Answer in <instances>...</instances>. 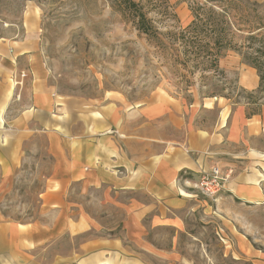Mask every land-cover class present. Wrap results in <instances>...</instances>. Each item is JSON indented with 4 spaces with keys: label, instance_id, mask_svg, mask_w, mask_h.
Here are the masks:
<instances>
[{
    "label": "crops",
    "instance_id": "1",
    "mask_svg": "<svg viewBox=\"0 0 264 264\" xmlns=\"http://www.w3.org/2000/svg\"><path fill=\"white\" fill-rule=\"evenodd\" d=\"M24 20L0 35V198L27 161L41 186L36 219H3L0 212V264L30 263L65 234L85 236L74 249L82 252L73 251L86 256L80 264L129 247L186 264L177 235L195 218L214 226L232 259L264 264V244H254L256 234L264 240V221H257L264 210V104L251 113L222 97L185 103L158 92L131 103L56 94L36 20ZM237 76L242 89H257L254 68ZM214 165L234 173L207 200L198 183ZM103 229L106 236L91 235ZM162 232L171 234L167 245Z\"/></svg>",
    "mask_w": 264,
    "mask_h": 264
},
{
    "label": "rangeland",
    "instance_id": "2",
    "mask_svg": "<svg viewBox=\"0 0 264 264\" xmlns=\"http://www.w3.org/2000/svg\"><path fill=\"white\" fill-rule=\"evenodd\" d=\"M142 1L148 4L144 11L157 36L139 32L133 20L111 0H0V35L12 34L16 30L12 26L23 25L24 18L28 20L26 24L36 20L37 41L48 82L59 95L97 99L123 96L131 103L146 102L158 92L168 93L185 103L222 97L231 104H247L249 112L264 104V79L260 90L251 97L249 91L237 84V75L249 67L238 52L227 50L219 58L218 67L223 71L220 74L212 67L201 69L199 62L205 59L196 58L178 45L185 34L182 28L191 21L190 4L204 0H167L171 6ZM241 1L244 3L238 10H243L247 2L250 16L264 22V0ZM154 4L157 6L153 7ZM30 6L37 10V17L26 14ZM250 100L254 103H248ZM27 162L0 198L3 219L29 222L37 218L41 178L35 174L33 163ZM257 217V221H264V210ZM91 235L106 236L107 231H94ZM178 235L177 248L186 264H243L230 257V251L225 249L212 224L205 226L195 218ZM158 236L167 245L171 234L162 232ZM255 236L260 239L254 244L262 247L264 240L260 235ZM84 238L65 234L56 248L39 254L27 264H52L54 259L56 264L84 263L86 256L73 252H82L74 249ZM125 252L119 257L113 254L94 257L93 262L166 264L164 259L133 247ZM57 253L62 257H55ZM69 254L73 256L71 259L65 257Z\"/></svg>",
    "mask_w": 264,
    "mask_h": 264
},
{
    "label": "trees",
    "instance_id": "3",
    "mask_svg": "<svg viewBox=\"0 0 264 264\" xmlns=\"http://www.w3.org/2000/svg\"><path fill=\"white\" fill-rule=\"evenodd\" d=\"M151 1L171 6L167 0ZM111 2L133 20L139 32L157 36L150 18L144 11L147 3H143L142 0H111ZM243 3L241 0H204L190 4L191 21L182 28L181 32L185 34L182 35L178 45L185 52L188 50L194 54L196 58L205 59L199 62L201 69L212 67L214 71L219 70L220 74H223V71L218 67L219 58L227 50L238 52L245 63L255 69L259 78L257 89L253 92L246 91L251 97L260 90L264 79V33H262L264 22L259 17L250 16L247 2L243 10H238ZM248 103L254 101L250 100ZM258 110L251 113H257Z\"/></svg>",
    "mask_w": 264,
    "mask_h": 264
},
{
    "label": "built area",
    "instance_id": "4",
    "mask_svg": "<svg viewBox=\"0 0 264 264\" xmlns=\"http://www.w3.org/2000/svg\"><path fill=\"white\" fill-rule=\"evenodd\" d=\"M234 170L228 166L224 169L214 165L207 172H203L198 183L200 193L206 197H214L219 194L233 176Z\"/></svg>",
    "mask_w": 264,
    "mask_h": 264
}]
</instances>
